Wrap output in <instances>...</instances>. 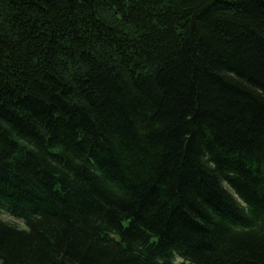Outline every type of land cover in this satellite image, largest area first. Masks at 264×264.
<instances>
[{
	"label": "trees",
	"instance_id": "16d2710c",
	"mask_svg": "<svg viewBox=\"0 0 264 264\" xmlns=\"http://www.w3.org/2000/svg\"><path fill=\"white\" fill-rule=\"evenodd\" d=\"M0 264H264V0H0Z\"/></svg>",
	"mask_w": 264,
	"mask_h": 264
},
{
	"label": "rangeland",
	"instance_id": "374dc122",
	"mask_svg": "<svg viewBox=\"0 0 264 264\" xmlns=\"http://www.w3.org/2000/svg\"><path fill=\"white\" fill-rule=\"evenodd\" d=\"M3 217L8 219V220L14 221V219H12V218L9 219V217L7 215L3 214ZM16 222L18 223V225H20V226L22 225V223L20 221H16Z\"/></svg>",
	"mask_w": 264,
	"mask_h": 264
}]
</instances>
